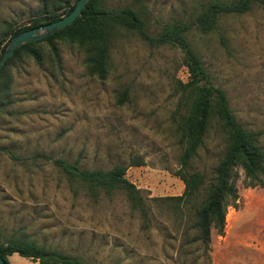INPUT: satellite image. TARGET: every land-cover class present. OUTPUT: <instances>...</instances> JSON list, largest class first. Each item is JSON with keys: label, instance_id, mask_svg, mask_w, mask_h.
<instances>
[{"label": "rangeland", "instance_id": "1", "mask_svg": "<svg viewBox=\"0 0 264 264\" xmlns=\"http://www.w3.org/2000/svg\"><path fill=\"white\" fill-rule=\"evenodd\" d=\"M209 1L101 0L106 7L139 10L151 35L176 20L191 23L186 37L209 83L223 91L236 122L259 134L264 153V6L224 15L204 33L194 22ZM51 4L0 0V48L9 40V28L31 25ZM111 41L103 80L86 73L80 48L60 40L56 54L40 43V61L21 52L4 70L0 242L24 235L91 264H264V175L263 186L251 187L242 169L234 168L238 198L227 207L222 235L211 229L209 242L198 238L195 213L227 146L216 116L188 165L204 175L203 188L187 205L165 200L184 190L174 173L180 168L179 126L187 107L182 51L149 44L123 28ZM59 158L83 170L126 167L145 213L121 190L93 196L69 181L53 163ZM7 262L37 264L17 253Z\"/></svg>", "mask_w": 264, "mask_h": 264}, {"label": "trees", "instance_id": "2", "mask_svg": "<svg viewBox=\"0 0 264 264\" xmlns=\"http://www.w3.org/2000/svg\"><path fill=\"white\" fill-rule=\"evenodd\" d=\"M77 0H52L50 6H44L42 14L29 26L9 28V40L18 33L61 19L73 10ZM253 5L264 6V0H210L196 16L194 26L204 33L213 31L224 15H240L248 12ZM63 7V13H57ZM189 22L177 21L166 24L157 35H151L142 13L132 7H106L101 0H89L81 14L69 25L48 35L41 40L20 45L13 56L5 61L0 68V78L4 75L10 61L21 52L40 61L37 45L45 43L56 54V42L66 41L75 44L85 55V65L89 76L105 79L109 66L110 46L116 29L123 28L136 32L139 37L152 45H170L179 48L183 53V64L187 69L188 80L182 84V93L186 94V114L179 126L180 142L183 150L180 156V168L174 172L184 183L181 195L165 197L183 205L190 204L203 188L204 175L198 171L190 172L188 165L203 142L210 119L216 116L225 128L227 146L224 156L218 162L214 177L205 188V198L198 205L195 217L198 238L209 242L211 229L222 235L227 207L233 205L238 198L237 187L232 181L234 168H240L247 186H263L261 177L264 175V153L259 145V134L239 125L227 105L223 91L209 83L208 74L199 56L193 51L186 33L192 28ZM0 48V58L8 43ZM1 44V41H0ZM55 166L62 171L67 179L85 187L93 196L101 190L111 193L123 191L133 208L143 213L144 205L139 191L125 177L126 167L115 166L108 170H83L76 163L64 159L53 160ZM139 164V163H137ZM17 253L31 259L37 264H91L73 255L57 252L36 244L24 235L12 236L0 242V257L7 262V257Z\"/></svg>", "mask_w": 264, "mask_h": 264}, {"label": "water", "instance_id": "3", "mask_svg": "<svg viewBox=\"0 0 264 264\" xmlns=\"http://www.w3.org/2000/svg\"><path fill=\"white\" fill-rule=\"evenodd\" d=\"M88 1L89 0H77L75 6H73V10L69 14L63 16L61 19L24 30L12 37L8 41L0 58V68L7 59L13 56L15 50L20 45L41 40L42 38L51 35L72 23L78 17V15L81 14L83 7H85ZM0 264H6L1 257Z\"/></svg>", "mask_w": 264, "mask_h": 264}]
</instances>
